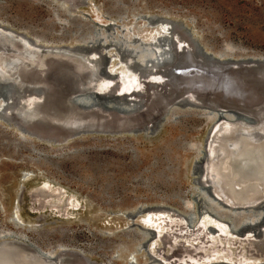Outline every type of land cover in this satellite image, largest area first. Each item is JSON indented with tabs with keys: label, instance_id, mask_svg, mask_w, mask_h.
Segmentation results:
<instances>
[{
	"label": "rangeland",
	"instance_id": "rangeland-1",
	"mask_svg": "<svg viewBox=\"0 0 264 264\" xmlns=\"http://www.w3.org/2000/svg\"><path fill=\"white\" fill-rule=\"evenodd\" d=\"M52 1L0 0V26L25 33L37 44L53 49H95L103 62L115 56L143 82L151 72L171 73L180 62L172 26L180 27L189 42L195 41L191 57L197 63H213V59H202L203 54L217 60L264 57V0H120L122 4L119 0H86L70 8V12L67 5L59 7ZM160 18L175 21L167 25L166 37L157 35L150 45L139 35L125 38L129 30L146 29ZM176 22H181L185 30ZM175 36L180 35L176 32ZM143 51L148 55L141 61L138 55ZM141 86L136 94L142 91ZM144 86L150 87L147 83ZM86 92L68 98L87 114L99 108V114L108 118L137 113L134 125L127 127L141 122L137 125L140 131L112 134L100 128L102 132H81L64 144L50 145L19 134L15 127L0 120V241L31 242L51 255L61 249L66 255L80 256L82 252L96 264H158L146 252V243L152 240L148 247L153 255L175 264L180 252L175 253L177 257H171V252L188 248L190 242L178 240L172 248L152 237L150 230L138 226L146 210L164 209L166 214L160 215L161 219L172 213L183 219L188 229L198 221L203 225L208 239L201 254H216L210 256L209 264H240L239 259L243 264H264V238L260 236L264 230V195L246 211L239 205H230L234 211L225 213L217 203L222 201L196 182L204 138L209 126L218 120L216 111L179 102L180 106H169V113L174 111L172 115H160L147 123L142 115L153 105L149 102V108L144 107L141 96H126L141 100L134 106L135 102L128 98L127 104L125 99L116 104L104 98L110 95L88 93L96 97L90 99L96 103L80 105L77 96ZM12 93L5 85L0 86L2 107L11 105ZM162 95L159 89L158 98ZM103 104L109 107L102 108ZM207 116H213L210 123ZM202 176L205 184L210 182L206 173ZM43 181L61 186L80 207L69 210L66 219L49 212L35 213L30 208L29 190ZM15 205L17 216L13 215ZM239 214L246 218L234 226L230 216ZM152 217L160 221L159 216ZM215 221L227 225L221 236L212 230ZM162 233L167 230L162 229ZM248 243L257 245V255L249 252Z\"/></svg>",
	"mask_w": 264,
	"mask_h": 264
},
{
	"label": "bare ground",
	"instance_id": "bare-ground-1",
	"mask_svg": "<svg viewBox=\"0 0 264 264\" xmlns=\"http://www.w3.org/2000/svg\"><path fill=\"white\" fill-rule=\"evenodd\" d=\"M67 1H72V4L75 5L78 0ZM79 1V3H84L86 0ZM52 2L59 7L62 6L57 0ZM95 23L101 25V23ZM168 24L174 25L172 21L160 18L153 26H148L146 29L136 28L134 32L129 30L125 34V38L129 39L131 36L139 35L150 45L155 38L157 39V35L164 38L168 32ZM103 25L102 23L101 26ZM172 27V38L176 46V53L181 59L180 62L175 65L176 68L174 71L171 70V73L162 72L157 75L158 73L151 72L145 76L143 82L138 79L139 77L137 78L134 71L131 69L130 71L124 66L125 62L115 60V56L108 57L109 74L107 76H101L99 73L96 75L95 68L101 61L97 50L89 51L68 46L65 49H53L47 45L37 44L25 33L17 32L7 26H0V69H2L0 73L2 79L14 81L13 71L19 70H22L28 77L21 83L14 82L16 87L12 95H14L16 103L6 107L4 111L7 114L14 111L20 122L38 135L33 137L38 142L60 145L79 132H97L103 128L110 129L111 133L115 134L116 129L120 131L118 128L127 127L137 119V113L131 114L130 117L116 115L108 118L106 115L99 114V107L96 112L92 111L93 113L87 114V111L77 108L68 98L70 95L82 91H89L88 93L97 96L113 95L116 99L127 95L141 96V100L145 102L144 107L149 108V102L153 105L151 110L142 115V119H148L147 123L153 122L160 115L166 114L167 117L172 115L174 111H170V114V107L179 102L193 105L191 102L203 103L204 100H207L220 110L232 106V102H240L242 108H239L246 114L257 117V120L249 122L242 118H233L229 115L224 117L217 113L218 120L215 119L216 121L209 126L203 142L206 157L202 174L204 176L206 173V179L212 182L215 194L230 203L228 205L221 201V203L217 202L225 208V213L233 210L230 205L244 207L242 205L254 204L264 195V88L261 86L260 90L255 89L261 84L258 85L251 78L253 79L258 74L264 79V61L260 57H253L252 60L223 62L214 60L215 62L209 64L197 63L191 57V42L188 41L187 36L180 31V27ZM176 32L180 36H175ZM136 39L138 38L136 37ZM137 41L139 42V40ZM159 47L162 48L160 45ZM77 52L84 53L77 55ZM147 55L148 53L143 51L139 53L138 57L144 61ZM249 68L254 71H249ZM5 69H11L12 72L5 73ZM240 69L243 71H239ZM146 83L150 87H145ZM139 84L142 85V92L136 94L135 91ZM0 86L4 87V85ZM159 89L163 92L160 98L157 96ZM251 90L254 92L252 93ZM126 98L129 99V97ZM128 99H125L124 103L127 104ZM129 100L135 103L137 100V102L141 101L139 98L137 100L130 98ZM1 108L2 104L0 111ZM117 111L119 110L117 109ZM212 118L213 116H207L206 121L210 123ZM19 134L21 133L19 132ZM209 162L213 163L210 170L207 167ZM29 193L30 208L34 212L37 211L35 213L38 214L49 212L51 215L66 219L71 210L80 207L77 200L72 195L66 194L61 186L52 185L48 181L37 183L29 190ZM211 195L213 196V194ZM17 206L15 205L13 212L15 216H17ZM224 212H222L223 215H225ZM162 214H166L164 209L146 210L140 218L138 226L141 230L142 228L150 230L148 232L152 237L158 238L162 244L170 245L172 248L178 240L190 242L191 245L188 248H178L171 252V257L180 252L173 263L176 264L179 261L178 264H209L210 256L216 254L215 251H212L210 256L201 254L208 239V233L203 225L198 221L193 229H188L185 227L183 219L176 214L171 213L169 218L161 219L160 215ZM154 215L159 216L158 223L153 220L152 216ZM230 217L234 226L246 218L242 214ZM224 226L227 225L215 221L212 230L221 236L224 234ZM162 229H166L167 233H162ZM260 236L264 238V230ZM245 240L246 243L249 242L247 239ZM151 244H153L152 240L146 243V248H148L149 254L151 253L149 256L154 257V252L150 251L151 246L148 247ZM247 247L250 253L258 254L257 245L248 243ZM61 250L55 254L54 258L40 253L30 247L28 243L15 239H4L0 241V264H53L58 259L64 260L67 257L72 259L69 254H62ZM240 255L241 252H239ZM167 260L169 259L165 258L164 263L169 264ZM239 262L240 264L244 263L242 259H239ZM262 262L264 263V257ZM69 263L91 264V261L80 255L78 259L70 260Z\"/></svg>",
	"mask_w": 264,
	"mask_h": 264
},
{
	"label": "water",
	"instance_id": "water-1",
	"mask_svg": "<svg viewBox=\"0 0 264 264\" xmlns=\"http://www.w3.org/2000/svg\"><path fill=\"white\" fill-rule=\"evenodd\" d=\"M55 2H56V0H54ZM60 4H62V6L63 5H67V11L68 12H70L71 11V9L70 8H73V7H75V5L77 4V3H79L80 1L78 0L76 3H75V5H73L72 3V1H67V0H57ZM85 2V1H84ZM120 4H122V2L119 0L118 1ZM87 16H88V14H86ZM171 21V20H170ZM172 22H175V21H172ZM1 23V22H0ZM176 23H178L181 27H182V29H184V26H183V24L181 23V22H176ZM185 30V29H184ZM183 30V31H184ZM188 33H189V31H188ZM192 41L193 42H195L193 39H192ZM193 42L191 43L193 46H194V44H193ZM69 47V46H68ZM73 48H81V46H72ZM197 49H195V47H194V52L196 51ZM203 54V53H202ZM222 55H224V54H221L220 53V56H222ZM200 57L202 58V59H213V60H215V61H218V62H223V61H237V60H234V59H230V60H217V59H214V58H212L211 56H207V55H205V54H203V56H201L200 55ZM260 58H262V60L264 61V57H260ZM246 59H248V60H252L253 59V57H247V58H239L238 60L239 61H242V60H246ZM255 59V58H254ZM108 62H109V58L108 57H106V59H104V62L103 61H100V63L97 65V67L95 68V74L96 75H98V73H99V75H101V76H107L108 74H109V70H108V67H107V64H108ZM0 70H2V69H0ZM224 70V69H223ZM249 71H254V69H248ZM239 71H243V69L241 70H239ZM245 71V70H244ZM12 71H11V69H5V73H11ZM13 73L15 74V79H14V81L12 80V79H8L7 81L5 80V79H2V74L0 73V85H5L6 87H8L9 88V90L11 91V93L13 92V90L15 89V87H16V85H15V81H17V82H19V83H21L22 81H24L26 78H28L27 77V75H25V73L22 71V70H19V71H13ZM251 80L252 81H254V82H256V83H258V85H260V86H256L257 88H255V89H261L262 87L264 88V79H263V77H261L260 75H258V74H256V76L252 79L251 78ZM90 83V82H89ZM260 83V84H259ZM241 85H243V84H241ZM262 86V87H261ZM89 89V88H88ZM40 90V89H39ZM89 92V91H88ZM88 92H86L85 94H80L79 96H77V103H79L80 105H90V104H94V103H96V102H91L90 101V99H96V97L95 96H91V95H89L88 94ZM142 92V91H141ZM251 92L253 93L254 92V90H251ZM15 97H14V95H12L11 96V98H10V100H12V103L11 104H15L16 102H15V99H14ZM104 98H109L110 99V101H112V102H115L116 104H118L119 102L118 101H122V103H123V100L124 99H126V97L125 96H122V97H120L118 100H113V98H112V96H107V97H104ZM81 99L82 100H84V101H82V102H80L81 101ZM188 99V98H187ZM189 100V99H188ZM117 101V102H116ZM141 102H137L136 101V103H133V105H137V104H140ZM193 105H189V106H192V107H199V108H204V109H210V110H212V111H216L217 113H219V115H221V116H224V117H227V115H229V116H231V117H233V118H242V119H244L245 121H249V122H254V121H256L257 120V117H255V116H251V115H248V114H246L243 110H241L240 108H242L241 107V104H240V102H237V101H235V102H232L231 104H233L232 106H230V107H228V108H225V109H219L218 107H216V106H214L212 103H210L209 101H207V100H204L203 101V103H200V102H198V103H196V102H191ZM195 105V106H194ZM7 105H5L4 107H2L1 108V111H0V119L1 120H3V121H5V122H7V124L8 125H11V126H13V127H15L22 135H28V136H31V137H37L38 135L35 133V132H33L32 130H30L27 126H25L24 124H22L21 122H20V120H19V117H18V115L14 112V111H12L11 112V114H7L5 111H4V109H5V107H6ZM100 106H102L103 108H105V107H109L108 105H106V104H103V105H100ZM240 107V108H239ZM11 121H13V122H15V123H9V122H11ZM138 124H140V123H137V125ZM137 125H135L134 127H130V128H127V129H124V130H127V131H132V129L134 130V132H138V131H140V128L137 126ZM146 125H148V124H146ZM147 127V126H146ZM146 127H144V128H146ZM124 130H122V129H120V131H124ZM104 131H110V129L109 130H106V129H104ZM116 131H119V130H117L116 129ZM85 132H92V131H85ZM97 132H102V130L101 131H97ZM80 133V132H79ZM79 133H75V135H77V134H79ZM74 135V134H73ZM201 158H200V161H199V166H198V170H197V184L198 185H205L206 187L205 188H207L208 189V193L210 194V193H212L216 198H218V200L219 201H222L223 203H226V204H230V203H228L226 200H223L220 196H218V195H216L215 194V192H214V190H213V188H212V186H213V184H212V182L210 181V182H208L207 184H205L203 181H202V179H201V174L203 173V171H204V163H205V157H206V151H205V144L202 146V149H201ZM207 167H208V169L210 168L211 169V167H213V163L212 162H209L208 164H207ZM209 169V170H210ZM215 171V170H214ZM216 185H217V183H216ZM218 186V185H217ZM252 206L253 205H248V206H244V207H240L239 209H249V208H252ZM236 207V206H235ZM23 240H25V239H23ZM28 244H29V246L30 247H32V248H34V249H36L37 251H39L40 253H42V254H44V255H46V256H49V257H54L55 258V255H51V253H49V252H45V251H42L39 247H37V246H35L33 243H31V242H27ZM145 248H146V246H145ZM80 252V251H79ZM146 252H147V255L149 256V255H151V253L149 254V251H148V248H146ZM83 255L85 258H87L82 252H80V255ZM69 256H71V258L72 259H70V257H67L66 259H64V260H62V259H58V261H56L55 263H53V264H70L69 263V261L71 260H75V259H78V257H79V253L77 254H69ZM150 257V256H149ZM150 258H152L156 263H158V264H165L164 262H163V260L162 259H160L159 257H156V256H154V257H150ZM156 258V259H155ZM68 259V260H67ZM88 259V258H87ZM89 260V259H88ZM91 264H95V263H93V262H91Z\"/></svg>",
	"mask_w": 264,
	"mask_h": 264
}]
</instances>
